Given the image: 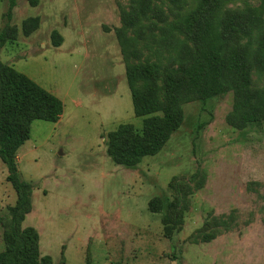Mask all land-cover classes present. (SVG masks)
Returning a JSON list of instances; mask_svg holds the SVG:
<instances>
[{"label":"rangeland","instance_id":"rangeland-1","mask_svg":"<svg viewBox=\"0 0 264 264\" xmlns=\"http://www.w3.org/2000/svg\"><path fill=\"white\" fill-rule=\"evenodd\" d=\"M17 1L11 22L17 37L3 47L1 60L57 94L66 113L58 123L34 121L17 153L22 179L34 185L35 212L22 226L12 219L18 197L0 160V254L17 244L15 232L40 227L44 252L51 242L56 254L67 241L70 264H264V121L245 129L230 125L233 92L194 97L182 105L183 124L158 155L134 169L117 165L107 154L111 133L122 124L138 132L144 125L134 112L116 32L124 25L122 10L133 12L131 2L40 0L33 7L29 0ZM204 1L152 0L150 13L129 30L147 94L165 100L172 77L191 65L187 47L194 45L177 23ZM263 5L264 0H223L218 18L224 23L230 13L256 9L264 23ZM7 7L0 0V31ZM36 17L39 29L26 36L23 22ZM54 30L64 39L58 48L51 43ZM252 88L264 89L255 68ZM197 171L206 183L186 196V181ZM178 198L187 205L184 224L168 240L165 212L152 213L149 202L166 205ZM66 249L54 264H64Z\"/></svg>","mask_w":264,"mask_h":264},{"label":"trees","instance_id":"trees-1","mask_svg":"<svg viewBox=\"0 0 264 264\" xmlns=\"http://www.w3.org/2000/svg\"><path fill=\"white\" fill-rule=\"evenodd\" d=\"M39 1L29 0V3L36 7ZM129 1L133 12L122 10L124 25L116 32L134 112L136 116L143 117L144 125L138 132L130 124H122L111 133L107 154L117 165L134 169L145 157L158 155L183 124L182 105L192 102L194 97L209 100L233 92L235 102L227 119L230 125L245 129L264 121V89L252 88L254 68L264 78V23L257 15L258 10L230 13L221 23L218 17L223 0H205L194 13L184 18L183 23H177V29L194 45L187 47L192 63L183 68L180 75L172 77V90L164 94L165 100L161 101L156 94H147L141 86L144 73L137 64L135 50L129 46L135 40L128 36L129 30L150 13L152 0ZM166 1L172 5L186 2ZM7 4L4 14L7 24L0 31V52L8 41L17 37V27L11 26V22L18 1L7 0ZM133 14L136 21L132 19ZM40 25L39 17L25 20L23 33L30 36ZM241 35L247 38V43H239ZM63 42L61 34L54 30L51 34L52 45L58 48ZM64 108L58 96L0 58V159L8 171L6 181L18 197L11 211L13 221L20 226L33 211L34 185L22 179L16 161L17 153L30 139V128L34 121L57 123L64 114ZM159 112H163V116L156 115ZM186 183L189 185L188 196L202 189L206 179L201 171H197ZM149 209L154 214L165 212L163 236L172 240L184 224L187 205L180 198L166 205L160 199H153L149 202ZM171 212L174 213L173 217ZM212 239L214 237L209 240ZM14 240L17 244H11L7 251L0 254L1 264H52L50 256L41 257L40 236L35 228L24 227L20 234L15 232Z\"/></svg>","mask_w":264,"mask_h":264},{"label":"crops","instance_id":"crops-1","mask_svg":"<svg viewBox=\"0 0 264 264\" xmlns=\"http://www.w3.org/2000/svg\"><path fill=\"white\" fill-rule=\"evenodd\" d=\"M7 45V44H6ZM5 45V46H6ZM3 48L1 49V52H0V58L3 56ZM54 94V93H53ZM56 96H57V94H56ZM65 113H66V110L64 111V114H63V116L61 117V119H60V121L63 119V117L65 116ZM59 121V122H60ZM58 123V122H57ZM1 160V159H0ZM7 175H8V171H7ZM7 178V177H6ZM33 211L35 212V210H34V208H33ZM32 211V212H33ZM32 212L30 213V214H32ZM33 212V213H34ZM30 214H28V215H30ZM27 215V216H28ZM27 216H26V218H27ZM25 221H26V219H25ZM23 225H24V223H23ZM34 228V227H33ZM36 229V228H35ZM37 231H38V233H39V236H40V243H39V247H40V253H41V255L44 253V254H47V255H45V256H50L51 258H52V264H54L55 263V260H57V258H59V257H57V256H59L60 254H61V252H62V247H64V246H66L67 247V249H66V251H67V257L65 258V262H64V264H68V262H69V264H70V261H69V245H68V242L67 241H65V242H63L62 244H60V248H61V251L60 252H58V253H54V250H59L58 248L56 249L52 244H51V242L49 243L50 245L49 246H51V250H50V252H48V253H46V252H44V250H43V246H44V242H43V238H44V236L42 235V232H41V228L39 227V229H36ZM48 240H52V237H51V235H50V237H49V239ZM42 243H43V245H42ZM153 244V243H152ZM149 247H151L150 245H149ZM44 256V257H45ZM58 264H60V262L58 263Z\"/></svg>","mask_w":264,"mask_h":264}]
</instances>
